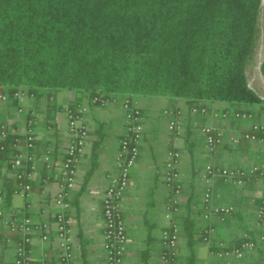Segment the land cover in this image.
<instances>
[{
  "label": "crops",
  "instance_id": "crops-1",
  "mask_svg": "<svg viewBox=\"0 0 264 264\" xmlns=\"http://www.w3.org/2000/svg\"><path fill=\"white\" fill-rule=\"evenodd\" d=\"M251 86L261 90L258 83ZM75 99L73 91L62 90L39 98L25 94L20 100L12 98L0 107V126L14 131L24 128L28 118H32L35 137L33 178L26 196L15 191L17 180L8 166L13 153L23 151V136L17 135L19 151L13 150L14 141L12 145L6 142L7 151L0 149V191L3 193L0 211L4 213L0 215V264H15V243L23 235L9 230L5 224L12 210L19 216L26 214L36 225L48 224L47 241L34 230L29 234L31 240L26 246L31 257L29 264H60L53 223L59 209L54 197L59 190L57 173L68 141L66 110ZM137 99L142 109L143 136L121 205L127 235L123 264H159L156 255L161 250V231L172 222L180 225L175 264H264V239L261 238L264 223L257 212L264 205V112H259L256 105L241 104L238 107L245 115L236 116L232 113L234 107L214 101L207 107L227 110L228 118L210 114L191 116L190 107L183 99L148 96ZM87 109L84 117L89 137L77 165L78 186L69 194L70 208L65 214L70 219L73 263L105 264L102 195L108 182L106 175L116 171L124 118L119 98L107 106L87 104ZM176 115L183 126V133L176 141L183 190L179 211L171 222L165 215L168 190L162 167L167 152L168 121ZM253 124L260 127L254 132L256 139H247L244 133ZM206 126L223 132L222 145L212 153L207 150L201 132ZM207 163L248 173L240 182L216 177L207 183L204 177ZM20 164L22 169H27L28 163L22 157ZM252 167L257 169L250 172ZM205 192L210 193L208 201H204ZM220 208L230 211H220ZM186 219L191 223L190 242L189 228L182 224ZM242 241H252L255 246L236 254L233 250Z\"/></svg>",
  "mask_w": 264,
  "mask_h": 264
},
{
  "label": "trees",
  "instance_id": "trees-1",
  "mask_svg": "<svg viewBox=\"0 0 264 264\" xmlns=\"http://www.w3.org/2000/svg\"><path fill=\"white\" fill-rule=\"evenodd\" d=\"M260 15L261 0H0V91L17 101L15 92L71 90V110L118 98L123 110L124 99L148 96L264 112L247 78ZM259 71L264 78V60ZM15 131L6 127L2 151ZM182 224L190 242L191 223Z\"/></svg>",
  "mask_w": 264,
  "mask_h": 264
},
{
  "label": "built area",
  "instance_id": "built-area-1",
  "mask_svg": "<svg viewBox=\"0 0 264 264\" xmlns=\"http://www.w3.org/2000/svg\"><path fill=\"white\" fill-rule=\"evenodd\" d=\"M263 60L259 61L258 71ZM260 77V79H259ZM258 80H261V88L264 89V78L259 71ZM255 79V78H254ZM253 79V81H254ZM249 82V81H248ZM252 83V82H251ZM248 83L250 89L254 92L255 88ZM255 89V90H254ZM262 90V89H261ZM258 91V90H257ZM13 96L20 100L25 96L24 92H15ZM261 100L264 101V91L258 95ZM9 100V94L0 91V107L7 103ZM97 97H94L93 101H96ZM124 110V130L120 139L119 149L116 159V171L114 173H108L107 185L102 195V218L104 222V234H103V250H104V263L105 264H123L125 256V243L127 240L125 223L122 217V200L125 192L128 188L130 172L137 162L140 153V146L143 135L142 120L143 116L139 110V105L135 104L129 98L123 101ZM87 106H78L76 110L67 109V135L68 141L64 149V156L61 164L58 168L57 181L59 190L54 197V202L57 205L59 211L55 216L54 229L56 232V248L57 257L60 264H74L73 252L70 239V219L65 212L70 208L69 194L71 191L76 190L78 186L76 174L79 158L84 152L85 144L89 137V129L85 123V114L87 112ZM197 114H210L213 117L228 118L230 112L227 110L217 111L207 106L198 107L193 106L190 108V115L195 116ZM236 116H243L240 111L234 113ZM248 116H250L248 114ZM260 127L257 124H253L248 132L244 133V137L247 139L255 140L257 131ZM168 137H167V152L166 158L162 167L164 184L168 190V196L165 202V215L173 220V216L179 211V204L181 202V195L183 190L181 173L179 171L180 151L177 149L176 141L183 133V126L181 120L176 116L171 117L167 125ZM201 132L204 136V141L207 150L212 153L222 145L223 132L215 130L212 127H202ZM16 135H22L24 140L23 151L14 152L10 160V169L13 170L14 177L17 180V186L15 191L21 196H26L30 190V181L33 178L34 166L29 164V170H24L20 164V157L27 161L33 160V155L27 154V148H32L34 145V134L31 128V121H27L24 128L16 129ZM6 136V126H0V137ZM233 142H238L237 138H232ZM13 146L17 148L19 145L18 137L14 138ZM3 148V146H1ZM48 160L47 157H45ZM50 166V164L48 165ZM256 167H252L250 172L256 170ZM204 177L207 183L216 177L224 179H235L240 182L241 178H244L248 171L238 169H226L220 166H216L207 163L204 167ZM1 192V191H0ZM204 201L210 199V193H204ZM2 201V195L0 194V202ZM264 203V202H263ZM220 211L229 212L230 210L220 208ZM258 217L264 223V205L260 206L257 210ZM1 215V212H0ZM5 224L11 231H18L23 234L22 238L15 243V264H29L31 257L27 253V244L31 238L29 234L32 230L39 232L43 241L48 240V224L36 225L30 217L22 215L19 216L17 211L10 213L5 220ZM180 226L176 222H172L169 226L161 231L160 235V251L156 255V259L159 264H175L174 256L179 241ZM2 229L0 227V235ZM264 239V236L261 237ZM1 246V242H0ZM252 241H244L239 247L234 248L233 252L236 254L241 253L242 250L254 247Z\"/></svg>",
  "mask_w": 264,
  "mask_h": 264
},
{
  "label": "rangeland",
  "instance_id": "rangeland-1",
  "mask_svg": "<svg viewBox=\"0 0 264 264\" xmlns=\"http://www.w3.org/2000/svg\"><path fill=\"white\" fill-rule=\"evenodd\" d=\"M257 46L255 53L253 54V57L248 65L247 68V78L248 83L257 84L260 83L261 80L253 81L254 78L259 77V71H258V64L260 60H264V0H261V15L259 19V26H258V34H257ZM260 79V77H259ZM261 85V84H260ZM258 89V88H257ZM264 91L263 88L260 87ZM255 90V89H254ZM255 93L258 95H261V90L257 91L255 90ZM143 120V119H141Z\"/></svg>",
  "mask_w": 264,
  "mask_h": 264
}]
</instances>
